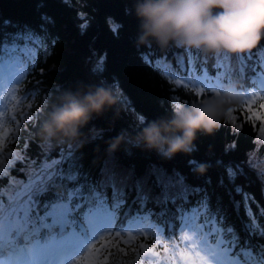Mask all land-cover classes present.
Masks as SVG:
<instances>
[{
    "label": "trees",
    "instance_id": "16d2710c",
    "mask_svg": "<svg viewBox=\"0 0 264 264\" xmlns=\"http://www.w3.org/2000/svg\"><path fill=\"white\" fill-rule=\"evenodd\" d=\"M135 4L136 0H68L67 3L65 0H0V40L5 33H15L27 25L49 42L45 55L37 56L34 69L29 68L21 76L14 98L2 112L0 142L4 143V155L15 153L26 157L23 164L16 163L15 169H20L29 159L43 161L45 155L58 159L59 154L74 153L82 166L80 175L84 180L105 181L111 198L113 178L101 175L108 162L117 174L116 181L122 185L123 196L121 208L112 218L113 228L124 229L138 222L147 229L128 242L121 236L120 248L109 245L113 248L114 264H172L170 243L180 249L179 262L186 261L189 253L180 239L182 216L191 214L193 228L201 235L197 225L202 223V217L196 205L205 195L212 210L219 208L225 225L235 229L243 244L250 243L253 248L264 245V237L244 231L248 222L246 207L264 225L259 214V210H264V184L246 163L253 153L264 158V142L259 143L260 122L249 119L250 114L240 100L231 108L236 122L231 123L226 115L214 134H198L195 150L190 154L179 153L166 159L154 150L138 146L134 139L143 126L142 121L168 115L174 103L189 104L231 90L237 96L253 91L259 95L255 102L258 105L264 97L256 81V78L264 81V40L241 54L210 53L171 44L162 49L155 42L138 44ZM42 16L52 22H42ZM81 16L86 19L82 21ZM4 20H9L11 26L4 28ZM42 23L46 33L42 32ZM82 24L87 25L83 34ZM20 43L24 46L29 42L25 39ZM101 57L104 70L95 72L94 65ZM170 78H188L194 85L176 84ZM97 84H104L118 94L115 110L94 116L81 127L75 141H47L37 135L44 112L60 93ZM192 89L201 95L196 96ZM121 133L126 135L125 142L115 151H108L113 138ZM221 164L241 167L245 175H238L234 184L229 183ZM200 166L206 169L202 173L198 171ZM12 175L24 178L16 170ZM221 177H224L223 186ZM237 186L241 193H237ZM182 188L187 190L186 195L182 194ZM196 189L202 191L195 192ZM48 223H52L51 217ZM157 230L159 242L155 236ZM115 233L111 231L105 236L114 238ZM92 259L93 254L85 251L75 256L72 264Z\"/></svg>",
    "mask_w": 264,
    "mask_h": 264
},
{
    "label": "snow or ice",
    "instance_id": "6c2138e0",
    "mask_svg": "<svg viewBox=\"0 0 264 264\" xmlns=\"http://www.w3.org/2000/svg\"><path fill=\"white\" fill-rule=\"evenodd\" d=\"M79 18L82 21L86 19L83 16ZM41 20L52 22L46 16H42ZM2 24L4 28L11 26L9 20H4ZM40 27L46 33L43 23ZM80 27L83 34L87 25ZM115 28L114 25L113 31ZM25 39L29 43L21 46L20 41ZM48 49L49 42L45 36L30 26H22L12 34L5 33L0 40V85L19 83L29 68L34 69L37 56L43 57ZM103 70L104 58L101 57L93 71ZM175 83L180 84L181 81L176 80ZM192 91L196 96L201 95L196 89ZM245 108L253 123L260 122V140L264 142V97L260 98L258 105L245 104ZM232 113L233 109L230 108L227 116L231 123H235L236 117ZM4 135H8L7 129ZM25 159L15 153L4 155V143L0 142V181H4V184H0V264H72L75 256L85 251L93 254V259L84 260L82 264H114L111 260L113 248L109 245L120 248L122 233L117 231L114 238L101 235L113 227L112 218L123 203L122 185L116 181L114 169L109 168L108 162L101 169L102 176L113 178L110 198L105 181L84 180L80 175L82 166L74 153L59 154L58 159L48 155L43 161L29 159L26 166L15 169L16 163L23 164ZM246 163L264 184V168H254L251 158ZM221 166L229 183L234 184L238 175H245L241 167ZM13 170L23 173L24 178L13 176ZM223 179L221 177V186ZM180 183H183L182 180ZM60 188L64 191H59ZM236 191L241 193L242 189L237 186ZM181 192L187 194L186 189L182 188ZM204 209H207L206 213ZM196 210L202 217L197 229L210 264H264V245L253 248L250 243L243 244L235 229L225 225V217L219 208L212 210L207 195L198 201ZM246 214L248 222L244 225V231L264 237V225L257 222L248 207ZM259 214L264 218V210H259ZM49 217L52 218L51 224L48 223ZM98 237L99 243L92 244Z\"/></svg>",
    "mask_w": 264,
    "mask_h": 264
},
{
    "label": "clouds",
    "instance_id": "9594fccd",
    "mask_svg": "<svg viewBox=\"0 0 264 264\" xmlns=\"http://www.w3.org/2000/svg\"><path fill=\"white\" fill-rule=\"evenodd\" d=\"M134 11L139 21L137 42L142 45L155 42L162 49L171 44L241 54L264 40V0H136ZM118 103V96L104 84L63 91L44 112L37 135L47 141H75L81 127L94 116L115 110ZM238 103L239 97L225 90L189 104H173L168 115L142 121L134 139L138 146L166 159L190 154L198 134H214L228 110ZM125 140L126 135L119 134L108 151H115ZM205 170L204 166L198 169Z\"/></svg>",
    "mask_w": 264,
    "mask_h": 264
},
{
    "label": "rangeland",
    "instance_id": "374dc122",
    "mask_svg": "<svg viewBox=\"0 0 264 264\" xmlns=\"http://www.w3.org/2000/svg\"><path fill=\"white\" fill-rule=\"evenodd\" d=\"M174 83L176 80H180L181 83L184 82H188L190 85H194L193 82H191V79H179V78H170ZM180 83V84H181ZM17 84V83H16ZM16 84L9 86L6 83L0 85V119H1V113L2 110L5 106V104H8L9 101H11L10 99H13V92L15 90ZM177 84V83H176ZM261 87H264V85L261 84ZM116 93V92H115ZM118 96V94H116ZM239 100L241 101L243 107L245 108V104H249V105H255V102L258 100L259 95L255 94L253 91L251 93H242L240 95H238ZM119 99V98H118ZM19 101H17V103H19ZM176 105H178L177 103H174ZM246 109V108H245ZM247 110V109H246ZM4 111V110H3ZM92 134V133H90ZM260 140V137H259ZM259 143H261V140L259 141ZM257 143V144H259ZM70 151V148L67 149V152ZM65 152V153H67ZM251 161L254 165V168L256 169H260V168H264V158L259 157L258 153H253L251 154ZM184 220L188 221L189 220V215L184 218ZM184 230L182 231L181 235H180V239L182 241V245L184 246V250H186L187 253H189V255L185 260H180L179 262V253H180V249L177 247V245L175 243H170V254L171 257L173 258V263L172 264H210L209 258L207 257V255L205 254L204 250H203V246L201 244V240H200V236H198L196 234V232L189 227V224L184 225ZM112 230V228L108 231L110 232ZM144 230H147L145 227L141 226L138 222L134 223L133 225H131L128 228L125 229H120L118 230L120 233H122V239L126 242H128L130 239L129 238H133L134 235L138 234L139 232H142ZM107 233V232H104ZM102 233V234H104ZM160 233V232H159ZM159 233L157 232L156 236V241L159 242L161 241V237H159ZM101 234V235H102ZM99 238V237H98ZM95 243V240L92 241V244ZM91 244H89L90 246ZM150 258H154L153 256H150ZM73 262V260H72ZM65 264H67V262H65Z\"/></svg>",
    "mask_w": 264,
    "mask_h": 264
}]
</instances>
